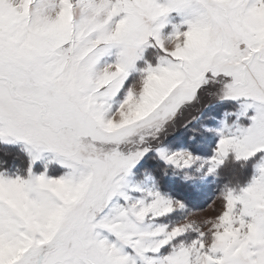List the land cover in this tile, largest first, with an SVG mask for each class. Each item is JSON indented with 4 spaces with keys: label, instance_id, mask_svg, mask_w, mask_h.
I'll list each match as a JSON object with an SVG mask.
<instances>
[{
    "label": "snow or ice",
    "instance_id": "6c2138e0",
    "mask_svg": "<svg viewBox=\"0 0 264 264\" xmlns=\"http://www.w3.org/2000/svg\"><path fill=\"white\" fill-rule=\"evenodd\" d=\"M0 144L26 159L0 170V264H264V0H0ZM228 160L247 185L190 220L174 189Z\"/></svg>",
    "mask_w": 264,
    "mask_h": 264
},
{
    "label": "trees",
    "instance_id": "16d2710c",
    "mask_svg": "<svg viewBox=\"0 0 264 264\" xmlns=\"http://www.w3.org/2000/svg\"><path fill=\"white\" fill-rule=\"evenodd\" d=\"M221 105H223L222 108L221 109L218 108ZM202 106H203L202 104H198L196 105V108H201ZM196 108H193L190 111H196ZM207 110H209L208 113L209 116L217 117L218 114H221V112H225L230 109L228 105H226V103H222V104L213 105L210 109H206L205 114ZM187 134L188 133H185V131L184 132L182 131L178 133V137H183L186 136ZM0 162H2L0 163V170H5L8 173H14L17 171V169H19L21 172L23 171L26 164V159L23 152L18 146H9V145L0 144ZM37 166L38 164L35 165V167ZM250 167H251V161L234 162L233 160H228V162L226 161V163L221 168L218 169L216 176L212 178L208 184L203 185L204 187L202 186L198 188L197 186L183 187V188L177 187L174 189V194L185 199L191 208L194 209L200 208L204 206L207 203V201H209L205 199V197L218 195L220 189L227 186L228 181L233 182L235 179H238L237 184L241 186L244 181L241 182L242 181L241 175L238 176L235 173H239L240 171H243L244 172L243 176H244L248 171H250ZM50 170L51 169H49V172ZM227 170L230 172V174L228 173V175L227 174L223 175V172L224 173L228 172Z\"/></svg>",
    "mask_w": 264,
    "mask_h": 264
},
{
    "label": "rangeland",
    "instance_id": "374dc122",
    "mask_svg": "<svg viewBox=\"0 0 264 264\" xmlns=\"http://www.w3.org/2000/svg\"><path fill=\"white\" fill-rule=\"evenodd\" d=\"M224 103H226V105H228V107H229V109L230 110H232L235 106H236V104H237V102H224ZM215 105H217V104H215ZM222 106L223 105H221V106H219L218 108H222ZM203 107V106H202ZM206 110V109H205ZM209 110H207L206 111V114H205V118H204V123L205 124H207V126H209V127H213V126H215V124H216V121H219L222 117H223V113L224 112H221V114H218V116L216 117H214V116H212L214 119H212V120H209L208 119V116H209ZM198 113H197V111H189V112H186L185 113V117H182V119H184V118H186L187 116H189V115H197ZM252 113H251V111L249 112V115H251ZM117 119H118V117H117ZM243 123H244V126H247L248 125V123H250V121H247V120H245V121H243ZM183 130H180L178 133H180V132H182ZM184 132V131H183ZM185 133H187L186 131H185ZM5 145V144H4ZM16 146H18L19 148H20V145H16ZM21 149V148H20ZM53 156H54V154H52V153H47V152H45V153H42V158H41V160H39V161H37L34 165H33V174L34 175H39V174H41L42 172H44V165L49 161V160H51L52 158H53ZM228 162V161H227ZM226 163V162H225ZM36 164H38V166L37 167H35V165ZM49 169H51L50 170V172H49ZM64 171H65V169H63L59 164H57V163H51V164H48V168H47V176L49 177V178H57L58 176H60L61 174H63L64 173ZM228 171V170H227ZM252 171H253V169H252V166L250 167V171H248L244 176H243V174H244V172L243 171H240L239 173H235V174H237L238 176H240L241 175V178H242V181L241 182H243V184L240 186V187H245L246 185H247V182L249 181V179H250V177H251V175H252ZM228 173L230 174V172L228 171V172H226V173H224L223 172V175H228ZM52 175H54V176H52ZM216 176V175H215ZM212 178H214L213 176H209L207 179H206V181L203 183V184H201V185H198L197 186V188L198 187H200V186H202V187H204L203 185H206V184H208L209 183V181L212 179ZM231 182V181H230ZM229 181H228V184H227V186L229 185L230 187H234V185L236 186L237 185V182H238V179H235L233 182H231L230 183ZM205 199H207V200H209V201H207V203L204 205V206H202V207H200V208H196L197 209V212H196V214L195 215H193V216H191V217H189V219L190 220H194V221H196V222H203V221H205L206 219H208V218H212V217H214V216H216L221 210H222V200L221 199H219L218 198V195H214V196H211V197H209V196H207V197H205ZM214 201V202H213ZM210 205V206H209Z\"/></svg>",
    "mask_w": 264,
    "mask_h": 264
}]
</instances>
